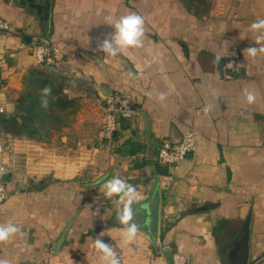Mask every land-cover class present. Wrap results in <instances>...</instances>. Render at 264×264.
I'll return each instance as SVG.
<instances>
[{"label":"crops","instance_id":"1","mask_svg":"<svg viewBox=\"0 0 264 264\" xmlns=\"http://www.w3.org/2000/svg\"><path fill=\"white\" fill-rule=\"evenodd\" d=\"M130 13L144 18L142 46L106 58L100 42ZM0 16L16 30L0 32V113L13 115L27 94L26 84L42 68L34 55L40 44L64 46L56 70L67 104L58 111L63 123L49 127L47 136L8 132L20 172L0 203V224L12 222L21 231L0 242V258L9 264H102L94 247L102 234L115 244L121 264H166L144 236L122 242L118 198H106L103 183L119 177L143 194L144 176H152L155 165L141 169L134 162H160L162 142L177 143L192 129L196 151L176 169L160 162L167 169L161 189L173 178L163 195L161 245L189 255L188 264H234L233 241L250 217L248 264H264V54L244 53L260 46L250 25L264 19V0H0ZM87 77L98 88L84 96ZM106 88L129 95L139 111L111 140L100 137ZM245 88L255 94L251 104ZM132 138L146 148L132 156L115 152ZM105 173L100 184L86 185ZM71 221L54 254L53 244Z\"/></svg>","mask_w":264,"mask_h":264},{"label":"clouds","instance_id":"2","mask_svg":"<svg viewBox=\"0 0 264 264\" xmlns=\"http://www.w3.org/2000/svg\"><path fill=\"white\" fill-rule=\"evenodd\" d=\"M144 18L138 14L130 13L115 20L111 26L114 32L106 36L99 44L98 50L106 53V58L116 57L118 54L129 48H139L143 44L144 37ZM250 30L256 33L255 41L257 47H250L245 50L249 57H256L258 54H264V19H257L250 25ZM221 59L216 57L217 62ZM42 94L47 96L51 94V88L42 89ZM244 95L249 104L256 99L255 94L244 89ZM159 99L163 101L165 94L161 93ZM42 105L47 107V101L42 99ZM207 111V109L205 110ZM2 172V170H0ZM103 195L106 198L117 197V219L123 227L121 228V237L124 244H131L136 238L139 226L134 221V210L132 205L141 199L137 189L132 184L127 183L119 177H113L103 183ZM20 228L8 222L0 224V242H7L15 234L20 233ZM102 234L94 241V247L100 253L102 264H121L119 257L111 244L102 240ZM0 264H9L7 259L0 258Z\"/></svg>","mask_w":264,"mask_h":264},{"label":"built area","instance_id":"3","mask_svg":"<svg viewBox=\"0 0 264 264\" xmlns=\"http://www.w3.org/2000/svg\"><path fill=\"white\" fill-rule=\"evenodd\" d=\"M0 31L3 32H15L16 30L7 19L0 16ZM64 46L60 44H54L50 47L45 45H37L34 48V55L36 62L39 66H50L53 64L64 63L63 61ZM231 65V63H227ZM96 84L87 77L85 86L82 87V93L84 96L89 95L97 90ZM67 92V89H64ZM104 118L103 126L101 129L100 137L102 140H111L120 128L119 117H125L128 119H134L139 115L138 109L135 107L133 99L126 94L112 93L105 98V104L103 107ZM197 149L196 133L192 129L184 131L182 139L173 143L169 140H165L159 147L158 159L160 162L176 169L181 161H183L187 155L195 152ZM13 149L7 144L0 143V203L5 202L10 194V178L13 174L19 173L17 159L13 156ZM173 169V170H174ZM173 178L168 176L161 189L163 195L168 194L169 186ZM113 249L115 244L111 243ZM191 261L189 255L184 253L174 254V264H188Z\"/></svg>","mask_w":264,"mask_h":264},{"label":"trees","instance_id":"4","mask_svg":"<svg viewBox=\"0 0 264 264\" xmlns=\"http://www.w3.org/2000/svg\"><path fill=\"white\" fill-rule=\"evenodd\" d=\"M50 46L49 44V47ZM62 64L63 62L58 65L43 66L35 70L33 78L26 84L27 94L18 102L16 112L13 115L0 113V133L9 132L14 135H25L27 137H43L49 135V127H57L63 123V120L58 115V111L63 110L67 104L59 95L62 91V86L58 82L59 78L54 79L51 76L57 73L56 69L62 68ZM232 75L235 76V73H232ZM1 86L2 79L0 75V87ZM45 87L51 88L50 95L45 96L42 94V89ZM42 99L47 101V107L42 105ZM129 120L130 119L122 116L119 117L122 128L130 127L131 123H129ZM145 148V143L132 138L116 147L115 152L132 156L138 154V152H141ZM150 165H155L160 175L167 173V169H164L160 162L156 160L150 161L148 159H143L134 162L135 168L143 169ZM149 179L150 178H148L146 182Z\"/></svg>","mask_w":264,"mask_h":264},{"label":"water","instance_id":"5","mask_svg":"<svg viewBox=\"0 0 264 264\" xmlns=\"http://www.w3.org/2000/svg\"><path fill=\"white\" fill-rule=\"evenodd\" d=\"M1 32V31H0ZM24 40L30 42V36L25 35ZM111 91L106 88L102 93L104 98H107ZM142 117L145 125V130L148 135L151 133L150 119L144 111ZM109 173H105L99 178L86 183L87 186H95L103 182ZM141 199L134 202L132 205L134 210V221L139 226L138 234L144 236L158 250V255L163 256L166 264H174L175 251L170 246H162L160 243L161 233V209L163 194L161 190V176L157 167H153V173L149 183L146 185L145 192L140 195ZM210 207H202L209 209ZM118 220V219H117ZM119 222V221H118ZM73 221L69 222L58 239L53 244L52 252L57 254L65 240L67 232ZM249 236H250V217H247L239 235L233 241V249L231 254L234 258V264H248L249 261Z\"/></svg>","mask_w":264,"mask_h":264},{"label":"rangeland","instance_id":"6","mask_svg":"<svg viewBox=\"0 0 264 264\" xmlns=\"http://www.w3.org/2000/svg\"><path fill=\"white\" fill-rule=\"evenodd\" d=\"M53 74V73H51ZM54 79L56 78H62L60 77L57 73H54L53 75H51ZM0 143H5L8 145V133L2 132L0 133ZM146 177L151 179V173L147 174L146 176H144V178L146 179ZM147 178V179H148ZM150 179L147 181V183H149Z\"/></svg>","mask_w":264,"mask_h":264}]
</instances>
